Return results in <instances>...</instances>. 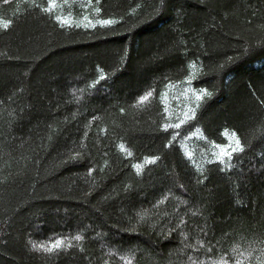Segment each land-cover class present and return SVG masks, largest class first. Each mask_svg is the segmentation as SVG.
<instances>
[{"label": "trees", "instance_id": "obj_1", "mask_svg": "<svg viewBox=\"0 0 264 264\" xmlns=\"http://www.w3.org/2000/svg\"><path fill=\"white\" fill-rule=\"evenodd\" d=\"M0 264H264V0H0Z\"/></svg>", "mask_w": 264, "mask_h": 264}, {"label": "snow or ice", "instance_id": "obj_2", "mask_svg": "<svg viewBox=\"0 0 264 264\" xmlns=\"http://www.w3.org/2000/svg\"><path fill=\"white\" fill-rule=\"evenodd\" d=\"M102 23H104V24H110V23H112V21L105 20ZM4 27H7V24H5ZM144 99H147V97H144ZM237 146L239 147V141H237ZM76 239H80V237L77 236ZM33 246L34 247H43L42 245L41 246L33 245ZM60 247H61V242L58 241L56 244L52 245L51 247L44 248V250L51 252L53 250V248H57L58 249Z\"/></svg>", "mask_w": 264, "mask_h": 264}]
</instances>
